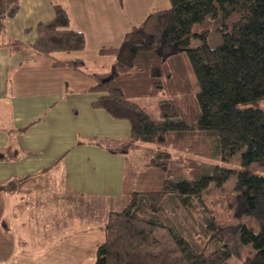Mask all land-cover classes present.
Instances as JSON below:
<instances>
[{
	"label": "trees",
	"instance_id": "trees-1",
	"mask_svg": "<svg viewBox=\"0 0 264 264\" xmlns=\"http://www.w3.org/2000/svg\"><path fill=\"white\" fill-rule=\"evenodd\" d=\"M168 2L117 48L100 50L114 55L108 72L89 74L88 90L98 94L92 107L130 126L128 139L103 145L125 157L124 190L103 200L72 195V206L87 209L72 219L97 223L103 235L93 264H224L233 257L264 264V175L210 163L236 154L243 167L264 159V0ZM18 8V0H0V35ZM52 10L36 24L31 50L45 58L82 50L83 33L68 27L62 6ZM3 44L24 47L14 39ZM51 65L83 72L81 60ZM232 175V206L259 223L257 232L239 229V244L253 250L246 258L226 242L203 196ZM24 180L0 190L14 191Z\"/></svg>",
	"mask_w": 264,
	"mask_h": 264
},
{
	"label": "crops",
	"instance_id": "crops-1",
	"mask_svg": "<svg viewBox=\"0 0 264 264\" xmlns=\"http://www.w3.org/2000/svg\"><path fill=\"white\" fill-rule=\"evenodd\" d=\"M18 4L0 35V152L9 150L8 158L0 160V185L25 180L14 191L0 190V264H93L102 233L96 226L72 233V221L57 220L53 204L56 201L57 207L77 194L101 200L123 194L125 157L103 145L128 139L130 126L92 107L98 94L88 90L94 85L89 74L108 72L114 55L100 50L117 48L132 27L167 9L169 2L18 0ZM54 5L64 8L68 27L83 33L85 45L52 58L81 60L83 72L53 67L52 58L40 57L29 47L36 24L52 18ZM8 39L24 47L10 51L3 44Z\"/></svg>",
	"mask_w": 264,
	"mask_h": 264
},
{
	"label": "rangeland",
	"instance_id": "rangeland-1",
	"mask_svg": "<svg viewBox=\"0 0 264 264\" xmlns=\"http://www.w3.org/2000/svg\"><path fill=\"white\" fill-rule=\"evenodd\" d=\"M194 30H197V25L194 26ZM198 45L196 40H192L190 43L191 47H195ZM193 80V78H192ZM143 99H138V102L142 103ZM149 99H145L148 101ZM133 162H138V160L133 158ZM212 165L225 166L227 168L239 171V170H247L252 173L264 175V159L260 162H252L246 167H243L239 161V154L234 155L229 161L222 162L219 160H211ZM133 183V182H132ZM234 184H235V175L230 176V178L221 186L216 187L213 184H210L209 187L205 190L203 196L205 201L210 202L212 214L216 220L218 228L221 230L222 234L225 237L226 242L230 245L231 249L234 252L239 253L244 258L250 257L253 254V250L250 246H242L238 242V232L239 229L246 225L251 228L254 232L259 230V223L256 221L254 217H249L238 213L234 206H232V198L234 196ZM50 190V186H46ZM143 188V186H140ZM139 185L135 186V189H138ZM46 190V191H47ZM72 199V198H71ZM50 200L49 198L45 200V209H50ZM53 208H56V212L59 214V219L61 223L67 222V219L72 221V233L78 228L85 230V228L95 227L97 223L86 222L82 218L80 220L72 219V213H76L80 216H85L87 210L86 208L72 206V201L61 200L59 206L56 207V201H54ZM98 203V202H94ZM114 205V204H112ZM110 206V204H109ZM104 207H107L106 205ZM101 209H96V211H103V207ZM76 209V210H74ZM75 221V222H74ZM91 226V227H90ZM239 259L233 257L229 263L226 264H238Z\"/></svg>",
	"mask_w": 264,
	"mask_h": 264
}]
</instances>
